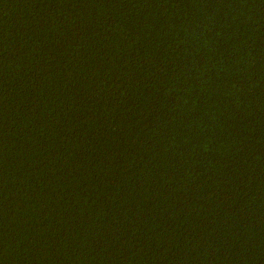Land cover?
<instances>
[{
    "label": "trees",
    "instance_id": "trees-1",
    "mask_svg": "<svg viewBox=\"0 0 264 264\" xmlns=\"http://www.w3.org/2000/svg\"><path fill=\"white\" fill-rule=\"evenodd\" d=\"M0 264H264V0H0Z\"/></svg>",
    "mask_w": 264,
    "mask_h": 264
}]
</instances>
